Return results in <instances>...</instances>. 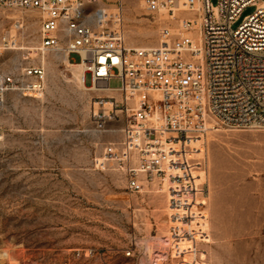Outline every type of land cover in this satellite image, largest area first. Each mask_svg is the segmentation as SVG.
Returning <instances> with one entry per match:
<instances>
[{"label": "rangeland", "instance_id": "rangeland-1", "mask_svg": "<svg viewBox=\"0 0 264 264\" xmlns=\"http://www.w3.org/2000/svg\"><path fill=\"white\" fill-rule=\"evenodd\" d=\"M117 1L98 5L117 18ZM120 2L117 28L125 43L156 44L159 20L139 0ZM253 10L246 6L232 28ZM16 20L22 22L18 48L0 53L5 72L26 61L23 47L27 61L38 58L29 56L39 40L35 10L0 7V39ZM65 57L47 54L43 89L7 92L0 105V264H139L147 254L140 239H164L168 224L173 240L149 264H264V129H211L195 143L202 144L191 155L201 162L202 191L191 211L192 241L179 234L185 222L173 215L182 208L168 207L164 184L128 193L119 165L102 160L104 146L121 139L120 124L95 128L93 98L104 93L79 87ZM119 85L118 78L109 80L110 87Z\"/></svg>", "mask_w": 264, "mask_h": 264}, {"label": "built area", "instance_id": "built-area-1", "mask_svg": "<svg viewBox=\"0 0 264 264\" xmlns=\"http://www.w3.org/2000/svg\"><path fill=\"white\" fill-rule=\"evenodd\" d=\"M99 1L0 0V7L40 16L39 40L29 51L38 58L27 61L25 53L18 68L0 70V105L7 92L42 90L45 56L63 53L81 67L88 90L104 93L93 98L95 128L120 124L121 139L104 146L102 160L119 165L128 193H140L154 181L166 184L168 207L183 205V218L192 219L202 190L201 162L191 155L200 154L202 144L191 143L211 129H264V0H139L160 22L154 46L126 44L117 28L120 0L114 22ZM246 6L254 10L232 28ZM21 27L16 20L14 32L2 35L0 53L15 50ZM111 78L120 85L110 87ZM186 230L181 227L179 234ZM189 248L195 260L194 245Z\"/></svg>", "mask_w": 264, "mask_h": 264}, {"label": "bare ground", "instance_id": "bare-ground-1", "mask_svg": "<svg viewBox=\"0 0 264 264\" xmlns=\"http://www.w3.org/2000/svg\"><path fill=\"white\" fill-rule=\"evenodd\" d=\"M102 4V3H101ZM105 11H106V13L108 14V13H110V12H112V9L111 8H106L105 7ZM116 20V18H112V21L114 22ZM127 32V31H126ZM28 34V33H27ZM29 35V34H28ZM130 35V34H129ZM131 35H134V34H131ZM31 41V40H30ZM29 42V41H28ZM129 46H131L130 44H128ZM155 45V44H154ZM154 45H151V46H154ZM18 48V46L15 48V49H17ZM27 52H28V49L26 48V47H23ZM25 51V52H26ZM26 52V53H27ZM25 54V53H24ZM57 55V54H56ZM29 56H33V53L32 52H30L29 53ZM58 56V55H57ZM59 57V56H58ZM58 57H57V59H58ZM64 60H65V62L67 63V65H69V66H72V67H70V68H72L71 69V71H72V74H73V77H75V79L77 80V83L79 84V87H82L83 88V90L84 89H86V90H88V88L86 87V85L85 84H83L82 83V80H81V75H82V70H81V67L78 65V64H74V63H72V62H70V61H68L67 59H66V57L64 58ZM63 61V60H62ZM52 63V62H51ZM50 65V64H49ZM52 67V66H51ZM50 68V67H49ZM77 68L79 69V71L77 70ZM50 70V69H49ZM70 71V72H71ZM52 72V71H51ZM51 74H53V73H51ZM53 76V75H52ZM72 76V75H71ZM71 80V79H70ZM75 82V81H74ZM100 93V92H99ZM200 140L201 139H198V140H196V141H194L193 143H191L192 144V146H194V148H196V147H198V146H195V143L196 142H200ZM164 185H166V184H164ZM160 191V190H159ZM150 192V191H149ZM161 192H162V190H161ZM164 192V191H163ZM162 199V198H161ZM174 209H176V210H179V208H182V211H177V212H175L174 213V215H173V218H174V221H176V220H181V221H184L185 222V225H184V228L185 229H187L186 230V232H187V234H184V237L185 238H187V239H190V240H192L193 241V238L190 236V234H189V231H188V227H189V224H190V219H184L183 217H185L184 216V210H185V207L183 206V205H179V207H173ZM187 212V211H186ZM166 232V231H165ZM167 236L164 238V239H162L161 237H159L158 235H156V236H151V235H149V236H146V237H144L143 236V238L142 239H140V242L142 243V245L144 246V248H145V251H146V258H140L139 259V261H138V263L139 264H149V263H152L153 261H157L161 256L159 255V254H154V251H163L167 246H169V243L173 240V238H172V233H173V226H172V224H168V229H167ZM147 235V234H146ZM163 237V236H162ZM181 239H183L182 237H181ZM139 242V241H138ZM193 247V246H192Z\"/></svg>", "mask_w": 264, "mask_h": 264}]
</instances>
